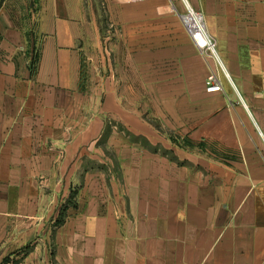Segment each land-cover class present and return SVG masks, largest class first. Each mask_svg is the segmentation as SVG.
<instances>
[{"label":"crops","instance_id":"0c3cea01","mask_svg":"<svg viewBox=\"0 0 264 264\" xmlns=\"http://www.w3.org/2000/svg\"><path fill=\"white\" fill-rule=\"evenodd\" d=\"M105 6L0 0V264H264V0Z\"/></svg>","mask_w":264,"mask_h":264},{"label":"built area","instance_id":"2783aa9c","mask_svg":"<svg viewBox=\"0 0 264 264\" xmlns=\"http://www.w3.org/2000/svg\"><path fill=\"white\" fill-rule=\"evenodd\" d=\"M125 2H140L144 0H121ZM182 24L198 50L203 54L218 57L216 41L207 29L204 15L186 5V11L181 14ZM207 91L219 92L222 90L221 81L215 72L209 74L206 79Z\"/></svg>","mask_w":264,"mask_h":264},{"label":"rangeland","instance_id":"374dc122","mask_svg":"<svg viewBox=\"0 0 264 264\" xmlns=\"http://www.w3.org/2000/svg\"><path fill=\"white\" fill-rule=\"evenodd\" d=\"M89 3H92L94 5V8L96 9V5L98 6L97 12V18H98V23L100 27V33L103 37H105L106 34V26H107V15H106V6H105V0H86ZM105 41V40H104ZM103 46L102 48L104 49L105 52V45L104 42L102 43ZM105 70V69H104Z\"/></svg>","mask_w":264,"mask_h":264},{"label":"trees","instance_id":"16d2710c","mask_svg":"<svg viewBox=\"0 0 264 264\" xmlns=\"http://www.w3.org/2000/svg\"><path fill=\"white\" fill-rule=\"evenodd\" d=\"M7 260H8V258H5L3 262L5 263V262H7Z\"/></svg>","mask_w":264,"mask_h":264}]
</instances>
